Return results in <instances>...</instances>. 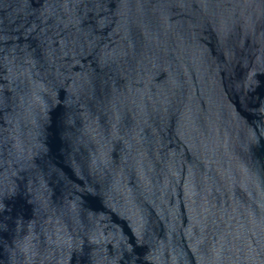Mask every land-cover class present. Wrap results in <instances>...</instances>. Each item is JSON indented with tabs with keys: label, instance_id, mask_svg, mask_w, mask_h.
I'll list each match as a JSON object with an SVG mask.
<instances>
[{
	"label": "water",
	"instance_id": "95a60500",
	"mask_svg": "<svg viewBox=\"0 0 264 264\" xmlns=\"http://www.w3.org/2000/svg\"><path fill=\"white\" fill-rule=\"evenodd\" d=\"M0 264H264V0H0Z\"/></svg>",
	"mask_w": 264,
	"mask_h": 264
}]
</instances>
